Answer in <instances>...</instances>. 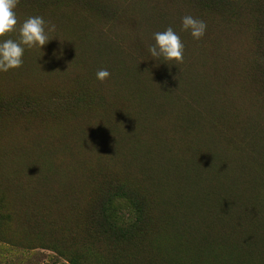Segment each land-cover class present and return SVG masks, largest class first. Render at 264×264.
Returning a JSON list of instances; mask_svg holds the SVG:
<instances>
[{
	"label": "rangeland",
	"instance_id": "1",
	"mask_svg": "<svg viewBox=\"0 0 264 264\" xmlns=\"http://www.w3.org/2000/svg\"><path fill=\"white\" fill-rule=\"evenodd\" d=\"M14 12L17 28L55 25L54 68L25 48L0 73V264H264V0ZM185 15L205 22L200 39L180 30ZM238 25L242 60L222 42ZM168 27L184 45L176 65L149 57ZM158 241L172 248L161 259Z\"/></svg>",
	"mask_w": 264,
	"mask_h": 264
},
{
	"label": "clouds",
	"instance_id": "2",
	"mask_svg": "<svg viewBox=\"0 0 264 264\" xmlns=\"http://www.w3.org/2000/svg\"><path fill=\"white\" fill-rule=\"evenodd\" d=\"M18 3L19 0H0V73L20 67L25 48L42 50L53 37L49 33L55 31V25L46 22L39 15L28 16L17 28L14 9ZM205 29L204 21L190 15L181 17L180 30L187 31L193 39H200ZM13 31L17 34L16 39L4 38L7 33ZM152 38L154 43L148 46L149 57L174 65L182 61L184 45L171 27L153 33ZM109 75L107 69H99L95 73V78L102 82Z\"/></svg>",
	"mask_w": 264,
	"mask_h": 264
},
{
	"label": "trees",
	"instance_id": "3",
	"mask_svg": "<svg viewBox=\"0 0 264 264\" xmlns=\"http://www.w3.org/2000/svg\"><path fill=\"white\" fill-rule=\"evenodd\" d=\"M246 33H247V29L244 25L232 26L226 33L225 38L224 37L222 38L223 44L226 47H230L235 57L241 60L245 54ZM30 50L32 51V53L30 52L31 53L30 56L32 57V55H35V60H34L35 64L38 63L39 65L42 63L46 67L49 66L48 69L53 70L52 68H54V64L50 63L51 48H49L47 44L42 47V50L38 48H32ZM85 148H88L87 144H85ZM85 152L88 151L86 150ZM152 247L157 249L156 253L157 256L160 257V259L163 258V256H167L172 249L170 245L164 241H158ZM145 249L146 251L152 250L151 248H147V247H145Z\"/></svg>",
	"mask_w": 264,
	"mask_h": 264
}]
</instances>
